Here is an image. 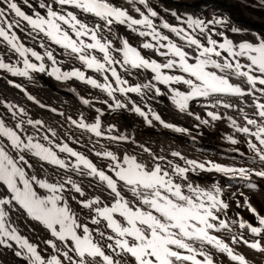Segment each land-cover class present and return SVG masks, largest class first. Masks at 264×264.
<instances>
[{
  "label": "snow or ice",
  "instance_id": "snow-or-ice-1",
  "mask_svg": "<svg viewBox=\"0 0 264 264\" xmlns=\"http://www.w3.org/2000/svg\"><path fill=\"white\" fill-rule=\"evenodd\" d=\"M23 4L33 9L31 14L22 9L19 0H0V43L6 46V51L0 55V71L28 79H32L33 72L46 73L57 81L76 78L106 92L112 102L103 100L100 103L107 104L110 110L125 108L139 114L149 126L157 121L164 128L181 133L188 130L166 122L147 104L144 105L147 111L143 110L127 94L136 93L142 99V90H154L153 98L170 94L179 112L207 125L208 119L190 111V102L203 98L206 103L201 107L205 109L224 108L242 114V123L231 116L226 118L234 132L244 137L243 141L235 135H229L227 139L232 145L245 143L247 153L240 152L238 148L233 151L241 157L248 156V153L251 156L247 160L250 166L236 167L211 160L188 159L179 151H172L170 155L176 159H169L142 144L138 147L147 154L145 159L131 154L117 156L111 151H98L93 145L92 151L97 157L111 161L105 170L60 141L56 145L59 153L75 158V163H72L40 142L43 140L51 145L53 141L48 135L37 139V134L45 128L43 121L20 120L17 113L26 116L24 108L0 101L11 113V118L17 121L13 127H8L4 117L0 116V138H3L0 140V184L8 192V195L0 196V248L12 250L26 264H223L213 249L224 254L231 264H251L236 246L244 245L264 253V215L245 198V203L237 202L236 207H246L257 224L244 220L239 214L236 219L229 218V204L223 199V189L215 183L211 187L202 186L191 179V175L205 171L249 181L253 176L264 179V34L256 33L255 42L234 43L220 30L227 24L223 17L204 19L166 10L178 22L173 25L160 18L149 0H126L131 9L111 0H51V3L39 4V8L45 9L43 15L33 8L29 0H23ZM136 5H142L143 10ZM68 8L78 9L103 23H89ZM130 11L137 13L139 18L131 15ZM113 24L125 25L141 38L150 37L151 42L142 41L141 47L158 53L164 57L163 61L143 56L127 38L115 36ZM17 30L33 39L43 34L64 49V55L78 59L88 69L101 73L104 82L86 77L79 68L62 71L56 66L58 61L53 51L43 42L39 45L44 49L43 54L26 47ZM162 30L172 33L175 40ZM231 31L238 33L243 30L233 27ZM117 40L120 41L119 47L115 43ZM94 52L102 55L98 58ZM10 54H16L20 59L12 62ZM29 54L39 63L32 62ZM5 56L9 57V62H5ZM45 59L51 64L48 65ZM19 63H22V68L17 66ZM117 65L122 72H118ZM208 68L215 71H208ZM142 70L153 73L148 83L131 84L125 78V75L132 77L136 71ZM165 70L172 73L179 70L186 75L166 74ZM9 84L25 92L29 100L39 103L15 81H9ZM156 84L165 85L167 93ZM173 85H184L187 90L182 91ZM117 92L124 96V100L116 97ZM225 97H239L240 101L232 103ZM245 97L250 98V104L244 100ZM82 103L91 106L86 98H82ZM240 104L253 111H245ZM96 113L92 123H86L83 115L72 123L94 134L98 140L129 142L130 137L126 133L106 136V133L119 130L115 125L102 130L100 117L104 113L98 108ZM206 116L211 121L225 118L218 110H208ZM25 124L35 130L32 135H28ZM47 131L59 140L55 131ZM72 142L80 143V140L77 138ZM131 142L136 143L135 140ZM26 153L63 171L53 182L47 178L40 179L36 174L29 176L25 168L31 169L33 165L26 159ZM69 173L92 177L108 190L112 201L105 203L100 196L87 197L81 183ZM249 187L257 186L249 183ZM37 188L47 190L49 195H40ZM66 193H76L83 198L71 196L82 209L88 210L87 223L71 210ZM14 210H23L28 218L42 224L61 244L51 239L44 240L46 248L38 250V244L21 234L12 216ZM117 215L123 219H118ZM102 220L106 224L100 226ZM234 226L247 229L248 234L260 239L250 240L245 232H234ZM216 233H222V236ZM47 248L55 254L44 255Z\"/></svg>",
  "mask_w": 264,
  "mask_h": 264
},
{
  "label": "bare ground",
  "instance_id": "bare-ground-1",
  "mask_svg": "<svg viewBox=\"0 0 264 264\" xmlns=\"http://www.w3.org/2000/svg\"><path fill=\"white\" fill-rule=\"evenodd\" d=\"M33 5V8L38 11L39 4L41 2L51 3V0H29ZM112 3L117 5H123L131 9V5L126 4V0H111ZM150 5L160 14V18L166 20L170 24H177V20L173 17L170 12L166 10H172L177 12L179 15H193L199 16L204 19H211L213 16L223 17L226 19L227 24L221 28V31L225 32V35L230 38L234 43L242 41H256V33L264 34V2L262 0H149ZM20 6L25 8V12L31 14L33 9L26 7L23 4V0H19ZM143 10L142 5H136ZM59 7V6H54ZM41 9V8H40ZM45 14V9H42ZM68 11H74L73 8H68ZM78 17L89 22V23H103L102 21L97 20V18L85 15L80 12H76ZM130 14L136 18L138 14L131 12ZM43 15V14H42ZM157 24L160 23L159 20H155ZM235 27L237 29H242V32L233 33L231 29ZM113 33L117 37L127 38L129 43L135 47L141 54L150 59H156L158 62H162L164 57H161L158 53L154 52L151 49H143L141 47L142 41L151 42L150 37L141 38L137 33L129 30L125 25L113 24L112 26ZM165 34L169 35L173 39L175 38L172 33L162 30ZM17 35L21 38L22 42L26 47L32 48L33 50L38 51L43 54L44 49L40 48V44L43 42L45 46L53 51L54 56L56 57L58 63L57 67H60L62 71H69L73 68H79L85 73L86 77H91L97 79L99 82L103 83V76L101 73L88 69L83 64L81 66H74L73 63L78 62V59H71L69 56L64 55V49L59 45L52 43L50 40L45 41L36 36L33 39L30 36H25L23 32L17 30ZM220 39L219 37H214ZM86 42H87V38ZM116 46H120V41L117 40ZM0 51H6V46L0 43ZM190 51V50H189ZM94 55H97L99 58L102 54L94 52ZM11 61L15 62L20 58L16 54H10ZM29 59L32 62H35L34 58ZM63 61V63H60ZM5 62H9V57L6 56ZM45 62L50 65L51 62L45 59ZM194 62V61H190ZM39 63V62H37ZM18 67H23L20 63L17 64ZM118 72L122 70L117 65ZM51 68L49 67V71ZM208 71H215V69L208 68ZM137 72V71H136ZM166 74H177V75H186L177 70L175 73L168 72L165 70ZM110 75V74H109ZM32 79L10 76L9 73L0 71V101H5L11 104L16 105L18 108H24L27 112V115H21L19 112L17 116L20 120H27L29 118L33 120H41L45 124V128L40 130V133L37 134V139L42 135H48L49 139L53 141L49 145L46 141L40 140L46 147H51L53 151H56L61 158H66L75 163V158L67 156L65 153H59L58 147L56 145L62 141L67 143L69 147L74 148V150L84 154L87 158L92 160L97 167L107 170V166L111 161L107 158L97 157L92 151L93 145L98 151H111L114 152L117 156H123L124 154L136 155L138 159H145L147 154L144 153L138 145H144L149 147L153 152L166 155L169 159H176L171 157L170 153L172 151H179L188 159H195L198 161H214L222 165H233L236 167L250 166L247 163L248 157L251 156V153H248V156L241 157L233 149L238 148L240 152L247 153V146L245 143H240L237 145H232L228 141L227 137L229 135H235L237 139L243 141L244 137L239 133H235L234 129L230 127V121L225 122V124L215 127L213 125L214 121H211L209 117L206 116V110L201 107V104H191L190 111L195 112L204 119L209 120V124L203 125L193 122V119L185 115V113L178 114L179 110L172 103L170 99V94L154 96V90H142L144 92L143 99L139 94L128 93L127 95L131 97L133 101L136 102L141 108L147 111V108L144 107L145 104L151 107V109L159 114L163 120L174 124L180 128L187 129V133L175 132L172 129L164 128L157 121H153L152 126H149L143 117L134 111H129L125 108L116 109L112 111L109 109L107 104L100 103V101L108 100L111 103V99L107 96V93L102 91L99 88H95L90 85L89 89L83 88L80 84H83L84 81L76 79L75 83L65 82L63 86H52L51 76L46 73L33 72L31 73ZM153 76L150 70H142L134 74L132 77L125 75V78L130 81L131 84L137 83H148ZM53 78V77H52ZM55 80V79H54ZM9 81H15L16 84L21 85L26 89L28 94H31L39 103H34L33 101L27 98L25 92L20 91L19 88L9 84ZM71 82V80H69ZM57 82V81H56ZM61 82V81H60ZM73 82V81H72ZM113 87H115L114 80L111 81ZM239 83V81H235ZM152 83H156L152 81ZM157 87H160L162 91H168L167 87L162 84H156ZM173 87H179L182 91H186L187 88L184 85H173ZM116 97L120 100H124V96L119 92L116 93ZM82 98H86L91 102V106H85L82 103ZM45 105L46 107H41L40 105ZM203 104V103H202ZM131 105L129 104V108ZM101 109L103 115L100 117L102 130L106 129L109 125H115L118 132L106 133L107 135H118L120 133H126L129 135V142H115L108 139L100 138L98 140L94 134L87 132L81 128H78L75 124L72 123L73 120L79 121L81 115L86 118V123L94 122L95 117L97 116L96 109ZM217 111L218 109H208ZM0 116L4 117L6 125L8 127H13L16 120L11 118V113L0 104ZM71 119H68V118ZM192 117V116H191ZM151 118V117H149ZM237 119L238 122H243L242 119L233 117ZM199 125V126H197ZM28 135H32L35 131L31 125L25 124ZM51 129L57 133L56 137L51 135ZM225 129H229L225 130ZM79 138L80 143H73L74 139ZM3 140V138H0ZM131 140H135L136 143H132ZM6 142V141H4ZM35 142V141H34ZM15 155V153H12ZM26 159L33 165V168H25V172L31 176L33 174L38 175L40 179L47 178L49 182H53L54 178L58 177L59 174L63 171L53 165L47 164L41 161L38 157L33 156L31 153H26ZM177 162L183 164V161L177 159ZM43 164V168L41 165ZM71 174V173H69ZM72 178L77 182L81 183L82 187L85 189L87 197L100 196L101 200L105 203L112 201V197L109 195L108 190L104 188L103 185L97 183L92 177H80L74 174H71ZM191 175V174H190ZM191 179L201 184L202 186L211 187L212 184H218L223 189V199H225L229 207L227 209V216L232 219L242 217L244 220L251 222L256 225V218L246 207L237 208V202L244 204L245 198L247 202L254 207L258 213L264 215V179L253 176L251 181L241 179V178H229L224 176L221 173L217 172H199L197 175H191ZM236 179L237 181L233 180ZM249 183L256 185L257 187H249ZM92 184L94 187H89ZM22 186V185H21ZM37 191L42 196H47L49 193L45 189L37 188ZM8 195L7 189L3 184H0V196ZM76 195L77 199H83L79 197V194L76 193H66V198H68L69 207L71 210L86 223L88 222L86 216L88 214L87 209H82L80 205L77 204L76 200H72L71 196ZM130 197L131 194L129 193ZM223 216V214H221ZM13 219L17 221V225L20 229V232L23 236L28 237L29 241L39 245V249H45L46 245L43 244L44 240H54L58 245L61 242L56 241V238L52 237L50 231L46 229L42 224L31 220L27 217L26 213H23V210L16 211L12 213ZM118 219H123L118 217ZM106 224V221L101 222L100 226ZM91 227H96V225H91ZM110 231V230H109ZM233 231L239 233L241 231L245 232L248 239H260L259 237H254L248 234V230H241L238 226H234ZM218 236H222V233H216ZM226 242L228 238L224 237ZM62 246V245H61ZM237 251L245 254L246 259H248L251 264H264V253L250 249L244 245L236 246ZM216 257H219L223 264H231L228 261L227 257L224 254L215 252L212 250ZM54 255L50 248H47V251L44 255ZM0 264H26V261L17 258L12 250L7 248H0Z\"/></svg>",
  "mask_w": 264,
  "mask_h": 264
},
{
  "label": "rangeland",
  "instance_id": "rangeland-1",
  "mask_svg": "<svg viewBox=\"0 0 264 264\" xmlns=\"http://www.w3.org/2000/svg\"><path fill=\"white\" fill-rule=\"evenodd\" d=\"M79 14H80V12H79ZM46 39H48V38H46ZM174 40H175V38H174ZM178 43H179V41H177ZM78 63L79 64H82V63H80L79 61L78 62H75V64L73 63V65L74 66H76V67H78V66H81V65H78ZM78 65V66H77ZM78 68H82V67H78ZM137 72H139V71H137ZM137 72H135V73H137ZM55 78L53 77H51V82H52V86L53 87H55V85H57V86H59L60 84V86H63V85H65V82H68V83H66V84H71V83H75V81H76V78H72V79H69V80H71V82L69 81V80H67V81H57L56 79L54 80ZM57 81V82H56ZM73 81V82H72ZM82 85V86H81ZM83 85H84V87H83ZM89 84H87V83H85V82H83V84H80V86L81 87H83V88H87V86H88ZM89 87H90V85L88 86V89H89ZM225 99H227V100H229V101H231L232 103H239V101H240V98L239 97H225ZM244 100L245 101H247V103H251V100H250V98H248V97H245L244 98ZM192 103H194V104H198V103H200V104H202V103H206V101H204L203 100V98H200L199 100H197V101H192V102H190V108H191V104ZM240 107H244L245 108V111H247V112H249V113H251L252 111H253V109L252 108H250V107H246V105L245 104H240ZM203 109H205V108H203ZM206 111H208V109H205ZM218 111L222 114V116L223 117H225V118H222V119H220V120H217V121H214L213 122V125L215 126V127H219V126H221V125H223V124H225V122H228L229 120L226 118V117H228V116H231V117H236V118H239L240 120L242 119V114L241 113H239L237 110H228V109H224V108H219L218 109ZM181 112H178V114H180ZM184 114V113H183ZM185 115L186 116H188L189 118H191V119H193V122L195 123V124H197V121L193 118V117H191V116H189V115H187V113H185ZM225 130H228L229 131V129H225ZM233 180H235V181H237L236 179H233ZM51 235V234H50ZM216 235H218V234H216ZM55 238V237H54Z\"/></svg>",
  "mask_w": 264,
  "mask_h": 264
}]
</instances>
